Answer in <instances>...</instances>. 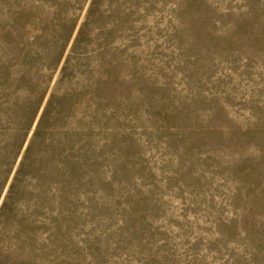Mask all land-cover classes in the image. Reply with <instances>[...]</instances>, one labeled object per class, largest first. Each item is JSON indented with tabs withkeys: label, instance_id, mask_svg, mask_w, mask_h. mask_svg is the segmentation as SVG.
I'll return each mask as SVG.
<instances>
[{
	"label": "rangeland",
	"instance_id": "1",
	"mask_svg": "<svg viewBox=\"0 0 264 264\" xmlns=\"http://www.w3.org/2000/svg\"><path fill=\"white\" fill-rule=\"evenodd\" d=\"M0 264H264V0H0Z\"/></svg>",
	"mask_w": 264,
	"mask_h": 264
}]
</instances>
